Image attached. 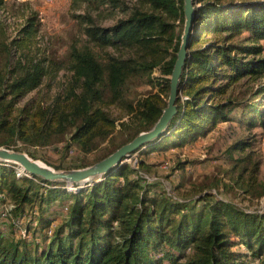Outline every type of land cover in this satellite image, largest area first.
Wrapping results in <instances>:
<instances>
[{
    "label": "trees",
    "instance_id": "obj_1",
    "mask_svg": "<svg viewBox=\"0 0 264 264\" xmlns=\"http://www.w3.org/2000/svg\"><path fill=\"white\" fill-rule=\"evenodd\" d=\"M70 1L77 32L61 57L38 46V13L14 38L0 16V147L63 143V159L75 148L79 163L47 165L56 171L89 167L153 127L184 25L183 0ZM195 2L170 134L138 151L137 168L118 165L68 192L0 163V264H264V211L211 194L175 198L143 177L157 168L144 160L150 154L190 146L237 115L247 129H264V82L256 84L264 79V0ZM140 82L156 91L129 98ZM245 148L236 143L228 156ZM255 181L244 193L257 199L264 190L252 191Z\"/></svg>",
    "mask_w": 264,
    "mask_h": 264
},
{
    "label": "rangeland",
    "instance_id": "obj_2",
    "mask_svg": "<svg viewBox=\"0 0 264 264\" xmlns=\"http://www.w3.org/2000/svg\"><path fill=\"white\" fill-rule=\"evenodd\" d=\"M3 1L4 5L0 8V16L6 26L9 38H14L17 29L24 23L26 17L36 12L41 20L37 39L38 46L48 49L49 53H57L58 57L63 55L71 38L77 32L75 22L70 16V0ZM111 23L112 21H108L105 25ZM153 75L157 76L158 73L155 71ZM261 82H264V79L256 84L259 85ZM151 91L155 92L156 89L140 82L130 87L128 97L134 99ZM40 93L43 95L45 89L43 88ZM37 94V92H32L27 95L20 101L19 106L25 105ZM238 118L239 115L232 122L219 124L208 136L198 139L181 150L171 148L165 151L161 150V153L150 154L144 160L154 162L157 164V168L148 175L144 174L143 177L160 182L167 194L175 198L198 200V197L203 196V194H211L216 200L233 203L246 212H263L264 195L255 199L252 195L245 194L244 191L251 184V178L256 180L252 184V191L260 193L261 190H264V129L258 125L253 129H247L245 124H240ZM236 143L246 146L245 151L242 154L234 151L229 157L228 150ZM104 145L106 143L102 146ZM63 146V143L45 148H30L18 145L17 149L18 152L26 155L27 153L34 154L37 157L35 161L45 166L61 162L60 164L66 168L78 164V151L75 148L70 150L67 158H62ZM167 147H171V145L163 146V148ZM3 148L0 147V149ZM101 153V151L94 152V155L98 156ZM139 154L138 152L132 154L131 157L125 160V164L137 168ZM94 158L92 153L86 155L87 160L92 161ZM241 159H243V162H240ZM178 162L184 166L182 170L175 169ZM2 164L7 165L6 163ZM8 166L12 167L18 175H23L18 166L11 164H8ZM254 166L258 171L255 172ZM47 167L51 168L50 166ZM244 168L246 170L242 173L241 171ZM175 187L179 192L174 191ZM64 188L68 192L78 190L74 187L65 186ZM2 217L3 215H1ZM62 217L61 214L60 218ZM0 228H3L1 222Z\"/></svg>",
    "mask_w": 264,
    "mask_h": 264
},
{
    "label": "water",
    "instance_id": "obj_3",
    "mask_svg": "<svg viewBox=\"0 0 264 264\" xmlns=\"http://www.w3.org/2000/svg\"><path fill=\"white\" fill-rule=\"evenodd\" d=\"M200 4L195 0H183L184 25L181 42L176 54L171 75L169 76V94L166 107L153 127L137 135L131 142L123 145L103 160L83 169L55 171L37 162L25 153L0 149V163L16 165L25 176H34L48 183H61L76 189L86 188L99 182L105 174L142 149L160 141L170 134V123L177 113L176 101L180 94L179 84L186 66L191 37L195 24V13Z\"/></svg>",
    "mask_w": 264,
    "mask_h": 264
},
{
    "label": "bare ground",
    "instance_id": "obj_4",
    "mask_svg": "<svg viewBox=\"0 0 264 264\" xmlns=\"http://www.w3.org/2000/svg\"><path fill=\"white\" fill-rule=\"evenodd\" d=\"M18 168V167H17Z\"/></svg>",
    "mask_w": 264,
    "mask_h": 264
}]
</instances>
